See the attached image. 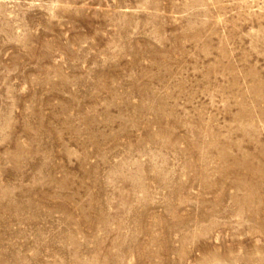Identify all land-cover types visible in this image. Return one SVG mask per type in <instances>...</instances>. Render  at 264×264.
Instances as JSON below:
<instances>
[{
    "label": "rangeland",
    "instance_id": "obj_1",
    "mask_svg": "<svg viewBox=\"0 0 264 264\" xmlns=\"http://www.w3.org/2000/svg\"><path fill=\"white\" fill-rule=\"evenodd\" d=\"M0 264H264V0H0Z\"/></svg>",
    "mask_w": 264,
    "mask_h": 264
}]
</instances>
